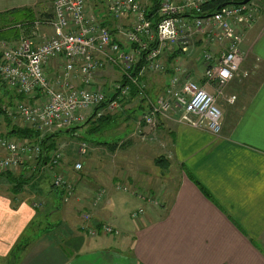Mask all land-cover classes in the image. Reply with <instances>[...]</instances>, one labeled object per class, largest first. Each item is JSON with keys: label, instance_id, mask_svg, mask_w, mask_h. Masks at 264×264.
<instances>
[{"label": "crops", "instance_id": "1", "mask_svg": "<svg viewBox=\"0 0 264 264\" xmlns=\"http://www.w3.org/2000/svg\"><path fill=\"white\" fill-rule=\"evenodd\" d=\"M45 2L0 0V32L14 22L11 20L18 16L15 10L43 11ZM100 14L114 34L118 33V27L129 25L132 20H123L125 24L122 25V19L116 21L109 14L108 17ZM260 21L254 27L255 33L251 37L247 35L242 45L241 75L228 84L227 92L240 100L236 107L222 111L220 134L175 119L163 120L162 127L155 131L146 125L138 126L147 136L145 140H151L150 148H154L158 156L168 157L163 163L167 168L165 174L171 167L173 170L166 180L159 178L166 184L155 186L152 181H143L138 186L136 182L119 181L118 177L75 183L72 173L75 163L69 168L63 157V165L56 170H49L45 164L40 173L44 172L42 170L48 172L45 175L47 180L57 174L64 175L74 184L75 193L67 201L58 203V197H62L52 196L57 189L41 185L44 199L39 207L34 208L27 205L29 198L18 197L27 191L31 197L35 194L31 186H26L17 194L21 202L13 212L9 208V199L0 198V221L15 222L17 228L9 232L0 229V255L10 261L8 253L16 244L22 243L28 232L27 225L38 218L39 213V217L54 218L52 225L55 227L52 230H29L30 243L11 264H264V23ZM117 22L121 24L115 26ZM42 29L43 33H51L49 26ZM53 63L48 67L49 72ZM194 63L197 66L192 68L193 77L203 84V67L197 63L196 56ZM109 71L100 70L96 79L107 84L111 97V85L121 79V73L117 69H114L116 73ZM151 76L150 73L146 78L149 91H154V87L156 92L163 91L168 76L162 85L152 82ZM1 92L6 102L11 103L12 95L17 96L3 87ZM139 101L138 97H127L115 110L126 117L123 119L125 128L116 131L118 140L122 133L129 139L139 136L136 134L139 131L137 125L146 111L145 103ZM115 111L109 113L115 114ZM121 123V119L117 122L112 119L103 129L105 131L112 125L118 128ZM148 133L157 135L155 140L159 142H153ZM122 140L115 142L122 143ZM118 143L110 144L111 152L114 153ZM107 145L108 142H102L100 146L106 151ZM75 153L79 156L76 162L87 157V153L80 155L77 150ZM32 166L37 169L39 163L29 160L11 171L15 175H26L25 168L28 167V171L33 170L32 174ZM158 168L161 164L155 161L153 169ZM121 182L128 183L126 185L138 193L123 191L118 187ZM101 190H105V196L95 203L94 197ZM139 192L148 194L153 201L143 199ZM134 212L137 215L134 216ZM84 213H90L91 219L85 220ZM102 223L114 226L120 234L91 236L87 232L89 227ZM0 225L4 227L3 223Z\"/></svg>", "mask_w": 264, "mask_h": 264}, {"label": "built area", "instance_id": "2", "mask_svg": "<svg viewBox=\"0 0 264 264\" xmlns=\"http://www.w3.org/2000/svg\"><path fill=\"white\" fill-rule=\"evenodd\" d=\"M156 1L154 20L149 18L144 1L102 0L113 18L132 19L129 28L118 27L115 34L104 24L100 13L88 9L86 0H54L51 18L23 23L34 27L35 36L23 35L9 45L0 43V83L17 98L22 96L21 100L16 98L12 107H4L8 120L39 132L70 128L91 116L99 119L106 111H115L135 88L137 95L131 97H138L146 106L139 127L156 128L163 120L175 119L220 134L223 112L218 98L231 80L241 75L245 32L254 26L262 6L251 0L247 4L223 6L212 16L203 17V6L213 0ZM44 26L50 27V34L43 33ZM198 36L201 46L196 44ZM166 49L173 53L166 57ZM180 53H188L189 58ZM195 56L203 67V84L194 79L193 69L173 62L164 90L149 91L148 74L166 71L168 58L194 60ZM56 61H62V65L58 75L51 78L48 67ZM108 65L121 73V79L111 85V97L107 84L96 79L97 73ZM233 99L234 96L230 98ZM104 102L106 105L101 106ZM88 148L87 142L80 143L78 154L87 153ZM1 152L0 174L31 159L39 160L42 149L39 143L0 136ZM62 157L63 154L54 153L47 167L60 168ZM73 168L83 169L82 162H75ZM54 183L65 190L66 201L75 193L74 184L64 175L57 174ZM118 187L138 193L127 185ZM139 194L153 201L148 194ZM104 196L105 190L98 192L95 203ZM83 218L90 220L91 214L84 213ZM87 232L91 236L120 234L106 223L93 225Z\"/></svg>", "mask_w": 264, "mask_h": 264}, {"label": "rangeland", "instance_id": "3", "mask_svg": "<svg viewBox=\"0 0 264 264\" xmlns=\"http://www.w3.org/2000/svg\"><path fill=\"white\" fill-rule=\"evenodd\" d=\"M258 3L261 4V0H256ZM144 5H147L148 8H150L152 6V0H144ZM53 5H54V0H46L45 4L43 5V11H36L34 12V15L36 17V19H46V18H51L52 14H53ZM86 5L88 7V9L90 11L96 12V13H102L105 14L106 17H108V13L105 11L104 9V5L102 0H86ZM104 9V11H102ZM107 13V14H106ZM18 17L21 16H15L13 17L14 21L12 24L7 25L6 28L0 32V43H7L9 44H13L14 42L16 43L18 41V39H20L23 35H28V36H35L34 35V27H32L31 25H23V21L22 20H17ZM128 16H124V18L121 20V22L123 20V22H127L128 20ZM115 19V18H114ZM117 21V19H115ZM120 20V19H119ZM262 20L264 23V8L262 7L261 12L258 15V18L256 19V22L254 23V26H252L250 29L247 30V32H245V38L248 35V37H251V35H253L255 32L253 30L254 27L256 26L257 23H261ZM121 22H117L115 23L116 25H120ZM122 22V25L125 24ZM20 23V24H19ZM8 24V23H7ZM124 27L129 28V25H124ZM201 40V36H198L196 38V44L198 43L199 46L202 45V41ZM245 40V39H244ZM169 49V48H168ZM166 49L164 52V55L167 57L169 54H172V50H168ZM188 53H180V56H186ZM194 56V55H193ZM186 58H189V56H186ZM177 61V62H176ZM175 63L182 62L184 65H186V67L191 70L193 67L196 68V64L194 63V60H186L184 58H178L174 60ZM166 71L160 72L158 74L155 73H151V81L156 83H161V85L165 82L166 77L172 73L171 67H172V61L168 62L166 61ZM62 65V61H56L53 63V67H52V71L50 72V76L51 78H55L58 73H59V68ZM101 70H103L104 72H110L109 70H111L113 73H116V71H114V68L111 65L108 66H104ZM239 77V76H238ZM102 84V83H101ZM156 86V85H155ZM1 88L2 85L0 83V136L1 137H9L12 139H16L17 141H21L20 138L18 137H14L11 136V134H9V130L11 128V125H9L7 118L3 112L4 107H12L16 100V96L12 95V104H10L9 102L7 103L6 101H3L2 99V92H1ZM154 93H157L156 90L157 88H153ZM228 86L225 88V90L223 91L222 95L218 98V103L220 105V107L223 110L228 109L229 107H236V103L240 100H238L237 96L229 94L227 92ZM5 96H8L7 94H4ZM234 96L235 99L230 100V98ZM128 98H132L131 96ZM19 100H21L19 97L17 98ZM23 101V100H22ZM124 101V100H123ZM122 101V102H123ZM133 101V100H132ZM139 102H142L141 100ZM141 104V103H140ZM112 111H106L104 117L106 116H110V121L113 119L115 120V122L120 121L121 119V124L118 126V128H115L113 125L110 126L109 128L102 130V132H96L93 131L92 129L96 126L97 124V119H95L94 121H87L84 122L83 124H81L78 128L75 129V133H71V132H61L58 133V131L60 130H65V129H60V130H54V131H43L42 136H45L47 134H57L55 137V143H56V147L53 151V153H60L63 154L64 159L66 158V165H68V167L70 168L75 162L76 159L79 158L78 155H76V153L74 154V152H76L78 145L82 142H87L89 148L87 151V157H85L84 159L81 160V162L83 163L84 168L81 170H74V172H72L73 175V179L76 180L75 183H80L82 182V180L84 182H88L90 183L91 181H100V178H102L101 180H112L114 177H118L119 181L120 180H125V181H130V182H136L139 185H142L143 181H147L148 183H150L152 181V183L157 186L160 183L166 184L167 182H161L159 181L160 177L161 179L166 180V177L169 175V172L173 170V168L171 167L168 170V173L165 174V170H167L166 167H164V159H168L167 156L165 155H160L158 156L156 151H154V148H150L151 147V143H149V141L151 140H145L147 138V136L145 135V133H143V130L140 129L137 125V128L139 129L138 132H136V134H139V136L137 135V137H132L131 139L126 138V136H124L125 134L122 133L120 135H122V138H120L119 140L116 138L117 137V132L116 131H121L123 128H125V119L126 117L123 116L122 113H119L117 111H115V115L114 113H109ZM133 111L129 114L132 115ZM138 114L141 112L138 111ZM119 117V118H118ZM129 119V118H128ZM137 120V119H136ZM109 121V122H110ZM163 122V121H162ZM15 124H21L20 122H15ZM12 124V125H15ZM164 125V124H163ZM160 127H156V128H150L151 131H155L158 130ZM142 128V126H141ZM130 130H132V128H130ZM134 131V130H133ZM136 131V130H135ZM134 131V132H135ZM77 134L82 135V137L80 136H76ZM128 134V132H127ZM148 136L152 138V140H154L153 142H159V140H155L158 138L157 135L155 134H151L148 133ZM162 137V136H161ZM123 138H125L124 140H122ZM120 141L122 140V143H118L115 141ZM145 141V142H144ZM148 141V142H147ZM104 142H108L109 145H107L106 151L103 148V146H100L101 143ZM94 143V144H93ZM112 143H118L115 147V149L113 150V152H111L112 150L109 149L110 144ZM154 143H152L153 146ZM108 148V149H107ZM150 149V150H149ZM144 151L146 154H144ZM109 152H111L112 154H110ZM62 157V158H63ZM32 161H34V163L38 164L37 161L35 159H31ZM156 163H160L161 164V168L159 169H153L154 168V164ZM154 163V164H153ZM28 167H26V176H30L31 171H28L27 169ZM32 169H34V166H32ZM39 170V167L37 169H34V172H37ZM41 170V169H40ZM45 171V170H42ZM13 174L14 172L11 171ZM46 172V171H45ZM61 173V172H60ZM18 175H20V173H17ZM25 174V173H24ZM17 175V176H18ZM42 179L45 178V174H42ZM129 179V180H127ZM47 180V179H45ZM104 180V181H105ZM54 181V178H52L51 180H49L47 182V185H44L46 183H41L40 185H43V187L46 186H51L52 187V183ZM93 184V183H91ZM128 183H123L121 182V186L126 185ZM12 186L13 183L11 181H9L7 178H4L3 176L0 177V198L4 197L9 199V208L12 210H15V208H17L18 206H20V202L19 199L20 198H29L30 201L27 203L28 206L33 205L34 208L39 207L40 203L43 201L44 199V191L42 190H38V187H34L32 191V193H35L31 196L28 195V191L27 194L23 193L22 195H19V199L17 197L16 194H13L14 192L12 191ZM41 186V189L43 188ZM44 190V189H43ZM80 194L82 195L83 190L80 189ZM46 195V194H45ZM52 196H56L58 197L59 194L56 191L52 192ZM80 196V195H78ZM62 201H65V196L62 197V199H60L58 197V203H62ZM47 202V201H45ZM48 203V202H47ZM41 207V206H40ZM50 207V205H49ZM130 209H133V206L130 207ZM48 210V209H47ZM46 210V211H47ZM44 212V211H43ZM40 212V213H43ZM37 215V214H36ZM39 213L37 215V217L32 221L30 220H26L25 222H29V224L27 225L26 228H28V232L25 235L24 238H29L28 235H31L29 233V230H38L41 229L46 230V229H50L52 230L55 226L52 225L55 222V219L53 218L51 219H45L42 217H39ZM0 223L4 225V227H1L0 225V229L6 230L7 232H9L12 228H16L15 226V222L12 223L10 221H5V220H1ZM40 223L42 224L40 226ZM11 225V228L10 226ZM17 229V228H16ZM31 232V231H30ZM7 238H10L9 236ZM17 245L16 244L11 250L10 253H8V256L10 257V261L11 263H13L14 261L18 260L19 258V250H17ZM14 251L16 254V257H14ZM8 262L7 257H5L4 255H0V264H11Z\"/></svg>", "mask_w": 264, "mask_h": 264}, {"label": "trees", "instance_id": "4", "mask_svg": "<svg viewBox=\"0 0 264 264\" xmlns=\"http://www.w3.org/2000/svg\"><path fill=\"white\" fill-rule=\"evenodd\" d=\"M243 0H213L210 1L208 3H206L203 8H202V12H201V16L203 17H209L211 14L215 13L217 10H219L221 7L226 6V5H240L241 2ZM261 6L264 8V0H261ZM157 10H158V3L156 0H153L152 6L149 8V12H148V16L149 18H153L154 20H157ZM34 11L33 9L30 8H25V9H19V10H15V14L21 17H18L17 20H22L23 23L27 22V23H33L36 20V17L34 15ZM1 35V34H0ZM137 95V90L135 88L132 89L131 95L130 96H135ZM20 98H22V96H20ZM106 105V102H104L101 106ZM100 106V107H101ZM92 117V116H91ZM89 118L87 121H91L93 119ZM7 118V117H6ZM110 116H106V117H102L99 118L96 122V126L92 129L93 131L96 132H102L103 128L107 125V123L110 121ZM7 121L9 123V125H11V128L9 130V134L20 138L21 140H30L34 143H39V145L41 146L42 152L39 155V170L37 172H33L30 176H26L24 173H21L20 175H15L13 174L11 171H6L2 174H0V177L3 176L4 178H7L9 181H11L13 183L12 186V191L14 192L13 194H19L23 191V189L26 186H31L32 188L34 187H38V189H40L41 185L39 186V184H43L45 182L43 181H49L52 178L49 177V180H45L47 179V177H45L44 179H42V174H47L48 172L45 173V171L41 174V166H44L52 157V155L54 154L53 151L56 147V143H55V137L58 133L61 132H71V133H75V129L78 128L80 125L77 126H73L70 127L71 130L68 131L70 128H66L65 130H60L57 132V134L51 133V134H47L45 136H42V133L35 130L32 127L29 126H17V125H12V123L8 120ZM86 121V122H87ZM49 170L51 169H58V167L52 168V167H48ZM57 174V173H56ZM46 182V183H47ZM52 186L55 187L57 189V193L59 194L60 197H63L65 194V190L61 187H57L53 181ZM100 224H96V226H98ZM25 237V236H24ZM29 238H23L22 243H19L17 245V250H19L18 252H20L19 254H21V250L24 249V247H27L28 244L30 243L31 240V235H28ZM14 257H16L17 252L15 253L14 251ZM9 263H11V261H9Z\"/></svg>", "mask_w": 264, "mask_h": 264}, {"label": "water", "instance_id": "5", "mask_svg": "<svg viewBox=\"0 0 264 264\" xmlns=\"http://www.w3.org/2000/svg\"><path fill=\"white\" fill-rule=\"evenodd\" d=\"M251 0H243L242 2H241V4H247L248 2H250ZM214 14V13H213ZM213 14H211L210 16H212ZM71 130V128L68 130V131H70Z\"/></svg>", "mask_w": 264, "mask_h": 264}]
</instances>
